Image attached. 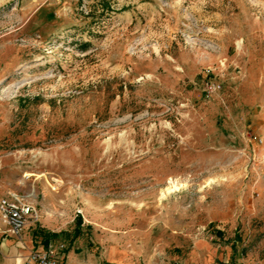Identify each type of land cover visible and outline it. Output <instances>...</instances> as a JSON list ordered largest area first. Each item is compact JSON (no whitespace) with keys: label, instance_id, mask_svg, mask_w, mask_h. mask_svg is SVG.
<instances>
[{"label":"rangeland","instance_id":"1","mask_svg":"<svg viewBox=\"0 0 264 264\" xmlns=\"http://www.w3.org/2000/svg\"><path fill=\"white\" fill-rule=\"evenodd\" d=\"M7 196L93 264H264V0H0Z\"/></svg>","mask_w":264,"mask_h":264},{"label":"crops","instance_id":"2","mask_svg":"<svg viewBox=\"0 0 264 264\" xmlns=\"http://www.w3.org/2000/svg\"><path fill=\"white\" fill-rule=\"evenodd\" d=\"M47 239L40 237L39 233H32L27 228L17 237L10 234L7 228L0 223V264H36L30 261L33 251H41L52 248L57 250L58 258L71 264H93L90 259L85 260L73 249L60 253L53 244H44ZM227 248L216 245L207 240H199L194 246L192 258L186 264H219L227 263Z\"/></svg>","mask_w":264,"mask_h":264},{"label":"built area","instance_id":"3","mask_svg":"<svg viewBox=\"0 0 264 264\" xmlns=\"http://www.w3.org/2000/svg\"><path fill=\"white\" fill-rule=\"evenodd\" d=\"M222 90V85L214 80L211 71L205 75L204 92L207 97ZM36 215V209L22 199L7 196L0 199V223L8 232L19 237L29 225V221ZM63 249V246H61ZM30 261L36 264H71L57 256V250L52 248L33 251Z\"/></svg>","mask_w":264,"mask_h":264},{"label":"bare ground","instance_id":"4","mask_svg":"<svg viewBox=\"0 0 264 264\" xmlns=\"http://www.w3.org/2000/svg\"><path fill=\"white\" fill-rule=\"evenodd\" d=\"M173 188H176V186L174 185V186H172V187H169L167 190L168 191H170V190H172ZM120 252V251H119ZM116 260V259H115ZM119 263V262H118ZM123 264V263H122Z\"/></svg>","mask_w":264,"mask_h":264},{"label":"trees","instance_id":"5","mask_svg":"<svg viewBox=\"0 0 264 264\" xmlns=\"http://www.w3.org/2000/svg\"><path fill=\"white\" fill-rule=\"evenodd\" d=\"M79 222H81V219H79ZM47 244V243H46Z\"/></svg>","mask_w":264,"mask_h":264}]
</instances>
